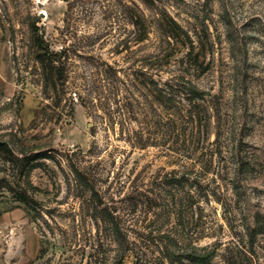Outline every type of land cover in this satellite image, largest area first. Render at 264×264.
I'll list each match as a JSON object with an SVG mask.
<instances>
[{"label": "rangeland", "instance_id": "374dc122", "mask_svg": "<svg viewBox=\"0 0 264 264\" xmlns=\"http://www.w3.org/2000/svg\"><path fill=\"white\" fill-rule=\"evenodd\" d=\"M0 146V264H264V0H0Z\"/></svg>", "mask_w": 264, "mask_h": 264}, {"label": "trees", "instance_id": "16d2710c", "mask_svg": "<svg viewBox=\"0 0 264 264\" xmlns=\"http://www.w3.org/2000/svg\"><path fill=\"white\" fill-rule=\"evenodd\" d=\"M168 27H170L171 32L167 36L171 39L175 38V29L178 28L177 25L175 22H171ZM202 50L204 51L205 47L204 45L202 46L201 42V45L199 46L191 45L187 53V57H189L192 62L191 68L196 71L203 68L202 64L199 63L201 56H203ZM44 57L45 58H42V61H44L46 70L47 72L51 71L53 64L55 63V58L58 57V55L47 50ZM143 79L141 85L143 86V90L146 91L144 96L152 108L156 106L160 109H173L175 110L174 112H176L178 111L177 105H182L183 101L189 102V105L195 108L194 103L204 100L206 96L205 92L198 90L192 82L187 81L186 79H182V82L172 79L170 80L171 82L162 85L156 83L152 79L146 78L144 75ZM188 112L191 113V110H188ZM182 117L187 118L186 116ZM1 147L2 146H0V148ZM259 235H264V222L263 220L261 221L260 216L257 217L256 227L250 233L249 238L254 241ZM215 253L216 251L214 249L208 247L202 249L200 252L186 254V259L190 264H211V258Z\"/></svg>", "mask_w": 264, "mask_h": 264}]
</instances>
